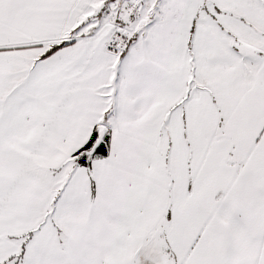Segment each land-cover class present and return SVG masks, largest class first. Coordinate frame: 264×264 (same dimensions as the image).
Here are the masks:
<instances>
[{"label":"snow or ice","instance_id":"1","mask_svg":"<svg viewBox=\"0 0 264 264\" xmlns=\"http://www.w3.org/2000/svg\"><path fill=\"white\" fill-rule=\"evenodd\" d=\"M0 264H264V0H0Z\"/></svg>","mask_w":264,"mask_h":264}]
</instances>
